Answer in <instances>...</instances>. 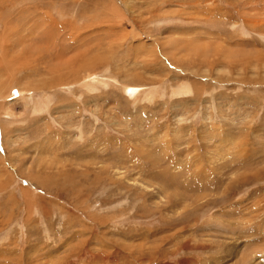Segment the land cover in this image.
<instances>
[{"label": "rangeland", "instance_id": "rangeland-1", "mask_svg": "<svg viewBox=\"0 0 264 264\" xmlns=\"http://www.w3.org/2000/svg\"><path fill=\"white\" fill-rule=\"evenodd\" d=\"M0 264H264V0H0Z\"/></svg>", "mask_w": 264, "mask_h": 264}, {"label": "bare ground", "instance_id": "bare-ground-1", "mask_svg": "<svg viewBox=\"0 0 264 264\" xmlns=\"http://www.w3.org/2000/svg\"><path fill=\"white\" fill-rule=\"evenodd\" d=\"M48 13V12H47ZM45 16H46V14H45ZM49 18H51V17H49ZM47 21V20H46Z\"/></svg>", "mask_w": 264, "mask_h": 264}]
</instances>
